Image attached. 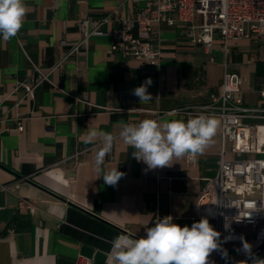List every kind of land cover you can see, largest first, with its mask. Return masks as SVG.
Returning <instances> with one entry per match:
<instances>
[{"label": "crops", "instance_id": "crops-1", "mask_svg": "<svg viewBox=\"0 0 264 264\" xmlns=\"http://www.w3.org/2000/svg\"><path fill=\"white\" fill-rule=\"evenodd\" d=\"M28 13L12 39L0 38V264H75L79 256L106 264L111 241L120 234L139 238L159 218L172 216L181 227L195 216L196 194L219 164L220 122L196 163L186 156L170 167L148 169L135 149L119 138L124 123L145 119L166 122L201 115L194 108L209 102L219 88L224 61L242 78L246 106L261 102L264 48L254 38L233 41L224 60L221 42L211 51L180 34V24L159 25L160 67L109 52L120 20L130 17L142 0H24ZM111 20L104 35L89 40L87 53L62 62L26 96L31 63L51 68L65 53L63 42L79 37L82 15ZM213 58V60H211ZM151 77L153 100L142 104L132 90ZM75 97L77 99H75ZM17 104V105H16ZM190 109L188 113L171 112ZM170 112V113H166ZM17 115L26 116L23 132L12 129ZM87 128L110 132L116 139L103 171L125 173L116 186L104 183L95 169L100 146L83 143ZM229 156V154H226ZM28 205V208L26 206ZM209 223L217 231L216 222ZM252 251L264 256V245L249 226L238 227ZM230 261L247 257L240 242L223 243ZM218 251L210 255L225 264ZM250 264V262H249Z\"/></svg>", "mask_w": 264, "mask_h": 264}, {"label": "built area", "instance_id": "built-area-1", "mask_svg": "<svg viewBox=\"0 0 264 264\" xmlns=\"http://www.w3.org/2000/svg\"><path fill=\"white\" fill-rule=\"evenodd\" d=\"M142 2L143 5L134 14L120 20L118 32L108 33L113 38L110 53L159 68L162 50L156 30L162 23L169 26L179 23L180 34L193 43L201 44L208 52L219 40L224 60L228 45L233 41L254 38L264 48V0ZM110 20V17L95 20L87 14L79 17L76 21L78 39L62 43L66 51L51 68L42 69L31 63L33 75L30 83L25 85L26 96H32L42 82H49V73L60 69L63 61L86 54L90 38L104 35L102 26ZM223 64L224 73L219 88L210 94L207 104L194 108L200 114L219 119L221 140L216 173L206 179L196 194L194 219H213L217 231L221 233V244L228 236L233 239L227 243L240 242L239 238L244 235L237 228L249 226L255 239L264 245V208H261L264 205V84L258 90L261 102L256 106H246L242 100L241 76L229 72L226 61ZM189 110L171 112L188 113ZM26 119V116L17 115L12 130L23 132ZM186 162L187 165H194L196 155L186 156ZM75 264H92V258L79 256Z\"/></svg>", "mask_w": 264, "mask_h": 264}, {"label": "clouds", "instance_id": "clouds-1", "mask_svg": "<svg viewBox=\"0 0 264 264\" xmlns=\"http://www.w3.org/2000/svg\"><path fill=\"white\" fill-rule=\"evenodd\" d=\"M27 13L28 6L24 0H0V38L5 41L14 38L23 27ZM152 84V78L148 77L132 90V94L142 104L150 103L153 96L148 88ZM217 128L218 120L204 114L190 115L186 122L184 119L166 122L145 119L139 123H124L119 138L135 149L132 155L137 161H142L148 169H156L170 167L174 161L185 156L194 157L202 153L212 141ZM82 139L85 144L100 141L95 153V169L102 172L98 178L102 177L108 186H116L125 173L117 168L103 171L101 167L105 157L111 153L116 137L110 132L87 128ZM220 238L221 233L214 229L207 217L193 222L190 227H181L169 215L159 218L139 238L129 234L116 236L111 241L110 251L106 253V264H215L209 259L214 251L220 252L225 264H264V259L252 251V245L243 236L239 238L242 247L237 251L243 252L247 259L230 261ZM232 239V236L225 237L224 243Z\"/></svg>", "mask_w": 264, "mask_h": 264}, {"label": "trees", "instance_id": "trees-1", "mask_svg": "<svg viewBox=\"0 0 264 264\" xmlns=\"http://www.w3.org/2000/svg\"><path fill=\"white\" fill-rule=\"evenodd\" d=\"M257 256H258V255H257ZM258 257H260V258L264 259V256H258Z\"/></svg>", "mask_w": 264, "mask_h": 264}]
</instances>
